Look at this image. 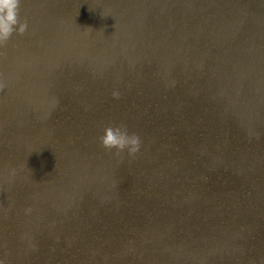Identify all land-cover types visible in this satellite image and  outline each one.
Returning a JSON list of instances; mask_svg holds the SVG:
<instances>
[{"label": "water", "instance_id": "obj_1", "mask_svg": "<svg viewBox=\"0 0 264 264\" xmlns=\"http://www.w3.org/2000/svg\"><path fill=\"white\" fill-rule=\"evenodd\" d=\"M20 16L0 48V264H264V0ZM120 123L135 156L100 144Z\"/></svg>", "mask_w": 264, "mask_h": 264}, {"label": "clouds", "instance_id": "obj_2", "mask_svg": "<svg viewBox=\"0 0 264 264\" xmlns=\"http://www.w3.org/2000/svg\"><path fill=\"white\" fill-rule=\"evenodd\" d=\"M21 0H0V48H5L13 34L23 36L28 30V21L20 16ZM6 85L0 82V90ZM115 99L120 98L119 91L112 93ZM101 146L115 155L125 151L129 156H135L141 149L142 140L134 132H129L126 124L108 125L98 138ZM30 211V210H29Z\"/></svg>", "mask_w": 264, "mask_h": 264}]
</instances>
